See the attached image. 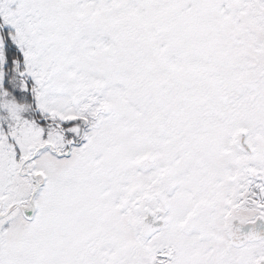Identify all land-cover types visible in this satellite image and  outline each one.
<instances>
[{
  "label": "snow or ice",
  "instance_id": "snow-or-ice-1",
  "mask_svg": "<svg viewBox=\"0 0 264 264\" xmlns=\"http://www.w3.org/2000/svg\"><path fill=\"white\" fill-rule=\"evenodd\" d=\"M0 264H264V0H0Z\"/></svg>",
  "mask_w": 264,
  "mask_h": 264
}]
</instances>
